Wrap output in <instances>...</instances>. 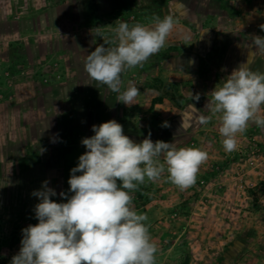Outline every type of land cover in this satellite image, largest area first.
Masks as SVG:
<instances>
[{
	"label": "rangeland",
	"instance_id": "obj_1",
	"mask_svg": "<svg viewBox=\"0 0 264 264\" xmlns=\"http://www.w3.org/2000/svg\"><path fill=\"white\" fill-rule=\"evenodd\" d=\"M68 1L3 0L0 15L10 22L30 19ZM82 6L78 20L65 14L48 26L33 28L28 22L13 39L0 37V256L12 259L18 253L7 249L4 236L14 234L20 248L22 229L38 223L39 199L32 192L47 180L57 193L51 199L67 202L59 193L73 195L68 180L86 151L81 141L91 137L90 125L106 122L111 106L119 113L124 109L116 103L118 93L107 88L97 96L74 89L72 53L80 48L75 63L85 68L87 55L103 39H116L119 23L152 27L154 18L172 16L175 26L165 46L143 67L121 76V92L135 85L140 94L120 123L136 143L151 133L153 142L196 147L209 155L194 186L181 191L165 172L131 193L134 208L148 217L156 264H264V128L250 123L238 134L237 149L226 153L219 120L208 106L211 91L247 61L253 36L264 37V0H132L111 14L100 13L94 0H82ZM79 36L93 39L72 40ZM250 68L264 73V52L256 51ZM60 90L62 99L47 106L57 118L43 120L44 125L39 124L43 112L20 98L23 91L53 96ZM201 116L210 122L200 124ZM53 164L60 169L46 168Z\"/></svg>",
	"mask_w": 264,
	"mask_h": 264
},
{
	"label": "clouds",
	"instance_id": "obj_2",
	"mask_svg": "<svg viewBox=\"0 0 264 264\" xmlns=\"http://www.w3.org/2000/svg\"><path fill=\"white\" fill-rule=\"evenodd\" d=\"M174 26L172 16L154 18L152 27L119 23L116 39H103L104 44L87 55L85 71L118 93L117 102L133 105L140 90L132 85L121 92L122 74L143 67L165 46ZM260 27L264 30V24ZM110 44L115 46H104ZM257 50L264 52V37L253 36L247 61L210 93L209 110L219 120L226 153L237 149V136L250 123L264 128V73L250 68ZM210 120L201 116L199 123ZM92 131L93 136L82 139L86 151L71 169L68 184L73 195L59 193L67 202L51 199L57 193L47 180L32 192L39 199L34 208L38 223L22 229L20 250L10 264H156L158 248L145 223L148 217L135 210L131 193L146 181L157 182L165 172L170 183L187 190L195 185L209 154L196 147L153 142L151 133L136 143L114 119L93 125Z\"/></svg>",
	"mask_w": 264,
	"mask_h": 264
},
{
	"label": "crops",
	"instance_id": "obj_3",
	"mask_svg": "<svg viewBox=\"0 0 264 264\" xmlns=\"http://www.w3.org/2000/svg\"><path fill=\"white\" fill-rule=\"evenodd\" d=\"M0 1H3V0H0ZM94 1H95L96 7L99 10V12L103 13V14H111V13L115 12L116 10H119V8H122L124 6V4H126L128 1L132 2V0H94ZM172 1H176V0H172ZM25 2H26V0H25ZM20 7L24 8L23 6H19V8ZM31 11H33V10H31ZM82 12H83L82 0H70V1H68V4H64L63 6H58L55 9L54 8L49 9V10L48 9H46V10L40 9V12L38 14H36L35 17H31L30 19L24 17L20 20L10 22V21L4 20V17L0 15V37L2 39H13L16 35L20 34V32L25 31L27 29V23L28 22H30V24L33 28H37L38 26L43 27L45 25L48 26L50 24L49 21L51 19L52 20L54 18L57 19V18H59V16H62L65 14L71 15L73 18L78 20V19H80V15L82 14ZM91 37L92 36H90V37L87 36V37L81 38L79 36L77 38L73 37L72 40L73 41L79 40V42H81V41L82 42H89L90 40L93 39ZM89 50H91V49H89ZM73 51H74V48H73ZM78 53L75 51L72 53V57H74V60H73V64L70 66L71 71H72V76L74 77V82H73V85L75 87L74 89L75 90L76 89H79V90H81V89H85V90L88 89L89 90L90 89V90H92L91 92L94 96L95 95L97 96V94L101 95V93H102L101 90H105L107 88V86L98 84L97 82H95L91 78H88V77L82 75V72H84V73L86 72L85 68H82V66L78 64V60H77V63H75V57H78L77 59H79V57H80V48H78ZM34 84L35 83H33V82L29 83L28 86H32L31 89H33ZM40 89H43V88H40ZM62 93H63V90H60L56 94H51L53 96H55V95L57 96L56 98H53V96H49L47 91L46 92L40 91V93H37L35 91H30L27 93V92L23 91L22 95H20V98L22 100V103H24V104L26 103L27 106H34L38 110V113H40L41 111L43 112V116H40L39 124L44 125L43 120H45V119L50 120L49 117L54 118L53 117L54 114H51L48 111L50 109L47 108V106L52 105L55 101H57V98H58V101H60L62 99L61 98ZM42 95H44L45 97H43ZM92 98H94V97H92ZM31 100L36 101L34 103V105H33V102ZM89 101H91V100H89ZM109 101H111L110 98H109ZM116 103L122 104L124 109L121 108L120 113H119V111H115V108L113 106L106 109L107 110L106 114L108 115V118L105 119L106 122L114 119L116 121L118 120V122L120 123L121 120L124 119L123 116H126L127 111H129V106H127L123 103H120V102H116ZM97 105H98L97 103L92 102V106H97ZM93 111H94V113H97V110L94 109ZM119 115H120V117H119ZM55 118H57V117H55ZM120 124L123 126V129H124V125L122 123H120ZM94 125H97V123ZM92 126L93 125H90V128H89L90 129L88 132L89 136L94 135V132L92 131ZM57 127H58V124H57ZM41 130H42V128L39 129V131H41ZM67 135H69V134H67ZM46 168H48V169L53 168L55 170L60 169L59 166L55 165V164H53L52 167L47 166Z\"/></svg>",
	"mask_w": 264,
	"mask_h": 264
},
{
	"label": "trees",
	"instance_id": "obj_4",
	"mask_svg": "<svg viewBox=\"0 0 264 264\" xmlns=\"http://www.w3.org/2000/svg\"><path fill=\"white\" fill-rule=\"evenodd\" d=\"M3 239H7L8 240L7 249H9V250H11L13 252H19L20 248H16V246H15L16 237H15L14 234H12L11 237H9V238L4 236ZM0 255H1V251H0ZM10 262H11V259H7V258H4V257L0 256V264H10Z\"/></svg>",
	"mask_w": 264,
	"mask_h": 264
}]
</instances>
